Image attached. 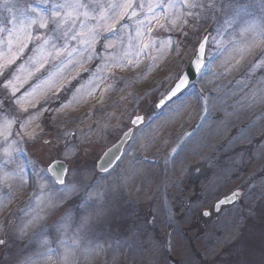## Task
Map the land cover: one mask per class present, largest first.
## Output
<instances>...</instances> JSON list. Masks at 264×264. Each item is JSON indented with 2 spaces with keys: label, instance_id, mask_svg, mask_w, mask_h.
<instances>
[{
  "label": "rangeland",
  "instance_id": "obj_1",
  "mask_svg": "<svg viewBox=\"0 0 264 264\" xmlns=\"http://www.w3.org/2000/svg\"><path fill=\"white\" fill-rule=\"evenodd\" d=\"M160 2L132 0L113 25L119 36L97 29L101 38L71 63L51 46L38 53L35 38L23 51L14 44L10 63L0 45V115L15 119L21 135L9 140L26 154L6 170L27 165L26 179L0 185V264H264V41L253 45L239 21L225 24L237 7L243 19L264 21V6L211 0L215 9L177 19ZM32 34L42 42L51 33L34 26ZM206 36L211 71L184 91L180 114L166 118L156 104ZM137 116L143 123L120 160L99 171L98 159ZM53 157L67 164L65 183L76 191L60 193L62 185L32 174L29 159L39 171ZM237 191V201L214 210ZM61 241L71 248L67 261Z\"/></svg>",
  "mask_w": 264,
  "mask_h": 264
},
{
  "label": "snow or ice",
  "instance_id": "obj_2",
  "mask_svg": "<svg viewBox=\"0 0 264 264\" xmlns=\"http://www.w3.org/2000/svg\"><path fill=\"white\" fill-rule=\"evenodd\" d=\"M262 6H264V0H261ZM132 7V0H124L120 2H109L108 4L101 3L100 0H0V45L7 46V53L11 56L8 60L10 63L15 56L12 54L13 45H17L18 51H23V48L27 46V42L32 39H36L39 43L36 51L38 53L43 52L48 46L56 52L57 55L61 53H67L68 63L74 58L73 53H81L82 51L91 49L97 40L101 38V33L97 29H103L111 34L113 37H118L119 32L113 28V25L122 16L128 14V9ZM166 10H174L176 18L179 19L181 15L187 17H197L199 13L194 11L195 9H207L213 10L216 8V4L211 2L203 3L202 0H161L156 5ZM245 9L237 7L234 9V16L231 20H226L225 24L231 27L233 23L239 21L242 34L254 33L252 44H257L258 41H264V21L246 20L241 17V13ZM7 13V15H3ZM131 15H136L135 11ZM89 21H95L90 24ZM45 29L50 32V35L43 37H33V28ZM217 35H220V30H217ZM108 40L109 37H103ZM62 41L60 47H57V42ZM76 41L77 47H70L71 42ZM168 44L173 43L171 40L167 41ZM207 38L200 43L199 49L196 55L192 58V66L195 71L203 75L204 71H211L210 68H205V45ZM83 45V48L79 47ZM111 47V44L106 45ZM149 44H143V48H148ZM0 55H3L0 53ZM51 55V52L48 53ZM91 59V56H89ZM119 62V61H118ZM62 63H64L62 61ZM43 64L41 63V67ZM9 81L6 85H11ZM189 84V76L187 74H180L176 78V82L171 86L157 102L156 107L161 109V114L166 118H174L179 115L182 109L186 106L187 98L184 96V91ZM16 87H12V93L15 94ZM16 103H20L17 100ZM16 123L14 118H9L7 115H0V138H3L4 146L2 149L3 158L0 159V185H7L9 179L18 177L21 180L26 179L27 173L25 168L27 165L23 163L17 164V169L14 171H7V166L12 163H16L22 155L26 156L24 148L19 146V142L15 139L9 140L10 136H20L21 133L16 131L13 133L12 127ZM133 123H143V117L137 116ZM154 123V122H153ZM22 124L21 127H25ZM151 127V125H148ZM125 135H128L126 133ZM192 136V133H187L185 137L181 138V141L177 143L173 149L172 155H177L178 152H182L186 147L188 138ZM108 155L107 153L105 154ZM117 157H113L116 159ZM111 164V160L108 162ZM28 164L32 165V174L39 176L41 180H52L54 184L62 185L58 189L60 193H71L76 191V188L71 184L65 183V174L67 173V167L64 161L53 157L52 160L45 167H41L37 171L35 164L29 159ZM101 170L108 171V166L105 164L100 165ZM43 189L47 187L46 183L40 185ZM240 193L233 192L231 196L225 197L221 200L220 204L231 203L239 197ZM39 200L40 197H37ZM207 214V213H206ZM86 223V221H85ZM75 245L78 241L73 240ZM0 244H4L3 240H0ZM61 244L65 245V253L63 259L67 261L71 248L66 245L64 241ZM49 251H52L49 249Z\"/></svg>",
  "mask_w": 264,
  "mask_h": 264
},
{
  "label": "water",
  "instance_id": "obj_3",
  "mask_svg": "<svg viewBox=\"0 0 264 264\" xmlns=\"http://www.w3.org/2000/svg\"><path fill=\"white\" fill-rule=\"evenodd\" d=\"M205 38H207V41H208V36H206ZM205 38L201 41L203 42L205 40ZM200 42V43H201ZM200 45V44H199ZM206 46H207V43L205 45V52H206ZM199 49V46L197 47L196 51L194 52V54L192 55L189 63L187 64L185 70L183 71V74H187L189 76V84L188 86L193 83L195 80H197V78L200 76L201 73H198L195 71V68L192 66V58L196 55L197 51ZM204 61H205V55H204ZM158 108V107H157ZM140 117H143V116H140ZM136 117L133 118V120H135ZM132 124H133V127H131L130 129H128L123 135L122 137L114 144L112 145L111 147H109L105 152L104 154L102 155V157L100 158V160L98 161L97 163V167L99 169V171L101 172H104L101 170V167L100 165L101 164H105L108 166V170L113 168L115 166V164L119 161V159L121 158V156L123 155L124 153V149H125V146L127 144V142L130 140L132 134H133V131H134V127L135 126H138L139 124L141 123H136L134 124L133 121H132ZM126 133H128V135H125ZM108 154L107 156L105 154ZM113 157H117L116 159H113ZM109 160H111V164H109ZM65 166L67 167V164L64 162ZM65 179V177H64ZM232 193L228 194V195H225V196H222L215 204H214V210L215 211H218L221 207L225 206V205H229V204H232L233 202L237 201L239 199V197L231 202V203H226V204H220L219 202L221 200H223L225 197L227 196H231ZM207 213V214H206ZM204 215L206 217H208L209 215V211L208 210H205L204 211Z\"/></svg>",
  "mask_w": 264,
  "mask_h": 264
},
{
  "label": "bare ground",
  "instance_id": "obj_4",
  "mask_svg": "<svg viewBox=\"0 0 264 264\" xmlns=\"http://www.w3.org/2000/svg\"><path fill=\"white\" fill-rule=\"evenodd\" d=\"M206 104H207V103H205V105H206ZM204 114H205V111H204L203 113H201V115H199L198 118H199L200 116H201V117H205Z\"/></svg>",
  "mask_w": 264,
  "mask_h": 264
}]
</instances>
